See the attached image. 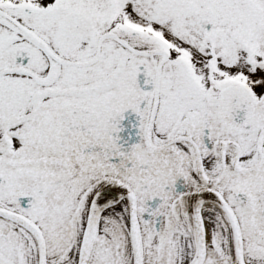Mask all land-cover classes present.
I'll use <instances>...</instances> for the list:
<instances>
[{"label":"snow or ice","instance_id":"snow-or-ice-1","mask_svg":"<svg viewBox=\"0 0 264 264\" xmlns=\"http://www.w3.org/2000/svg\"><path fill=\"white\" fill-rule=\"evenodd\" d=\"M0 264H264V0H0Z\"/></svg>","mask_w":264,"mask_h":264}]
</instances>
